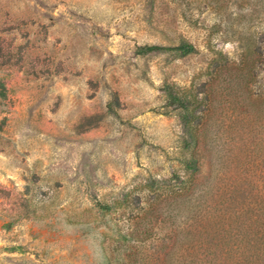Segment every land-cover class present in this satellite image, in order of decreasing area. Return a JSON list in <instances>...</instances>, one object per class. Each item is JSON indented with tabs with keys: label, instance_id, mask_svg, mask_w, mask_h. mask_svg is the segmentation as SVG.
<instances>
[{
	"label": "rangeland",
	"instance_id": "374dc122",
	"mask_svg": "<svg viewBox=\"0 0 264 264\" xmlns=\"http://www.w3.org/2000/svg\"><path fill=\"white\" fill-rule=\"evenodd\" d=\"M263 213L264 0H0V264H264Z\"/></svg>",
	"mask_w": 264,
	"mask_h": 264
},
{
	"label": "trees",
	"instance_id": "16d2710c",
	"mask_svg": "<svg viewBox=\"0 0 264 264\" xmlns=\"http://www.w3.org/2000/svg\"><path fill=\"white\" fill-rule=\"evenodd\" d=\"M177 51L182 56L195 54L197 52L196 48L187 42H183L179 46L175 48H166L162 46H142L139 48V52L143 55L152 53V52H163V51ZM165 91L167 93V97L171 100V102L175 105H177L181 110L184 111L183 116L181 117L182 121L185 123L186 130L189 134V138L191 140L190 144L197 143L198 142V136L194 133V126H192L191 122L193 121L195 111H191V103L189 98L179 96V94H176L170 87L165 88ZM186 169L191 173V176H193L195 173H199L200 171V165H199V158L196 155H193L192 158L186 163ZM264 215V213H263ZM258 221H262L260 218L257 217ZM264 223V220H263ZM259 238L263 240L264 244V231L261 234H257Z\"/></svg>",
	"mask_w": 264,
	"mask_h": 264
}]
</instances>
